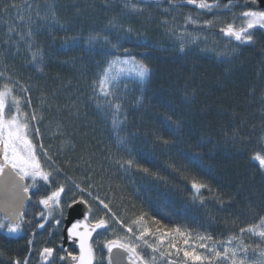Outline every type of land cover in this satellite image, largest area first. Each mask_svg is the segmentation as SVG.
Wrapping results in <instances>:
<instances>
[{
	"label": "trees",
	"instance_id": "trees-1",
	"mask_svg": "<svg viewBox=\"0 0 264 264\" xmlns=\"http://www.w3.org/2000/svg\"><path fill=\"white\" fill-rule=\"evenodd\" d=\"M178 1L133 0L143 9L133 12L124 0H0V85L11 78L15 93L31 100L27 110H35L33 128L40 133L33 132L34 143L52 157L43 160L52 171L51 186L43 182L30 190L19 233L0 230V264H23L26 257L30 264L34 249L45 246L55 249L54 263L63 264L64 215L53 214L59 224L37 217L45 189L60 185L64 214L68 204L83 200L89 217L108 220V238L95 243L101 264L104 242L125 236L129 225L135 229L132 221L141 215L153 232L179 227L221 242L246 238L240 228L264 217V170L252 159L264 147V31L256 29L251 44L229 40L219 27L232 14L223 13L225 22L203 25L216 33L217 50L181 45L160 25L162 10ZM13 4L31 5L30 13L21 12L23 21ZM181 8L202 24L210 20L194 6ZM10 25L15 31H8ZM118 57L150 71L144 81L116 82L123 104L116 129L107 108L97 106L103 97L98 100L93 86ZM193 181L205 187L197 193ZM140 251L148 264H184L183 253L166 245L164 256L143 244Z\"/></svg>",
	"mask_w": 264,
	"mask_h": 264
},
{
	"label": "snow or ice",
	"instance_id": "snow-or-ice-1",
	"mask_svg": "<svg viewBox=\"0 0 264 264\" xmlns=\"http://www.w3.org/2000/svg\"><path fill=\"white\" fill-rule=\"evenodd\" d=\"M185 2L201 10L204 14H212L213 19L203 21L205 27H216L221 14L231 13V21L223 23L219 27L220 33L229 40L241 44H251L254 42V31L256 29L264 30V7L260 9L253 7L257 0H251V3L246 0L245 10L238 13L233 10L234 0H228V3L224 4H221V0H211V2L209 0H185ZM259 2L264 5V0H259ZM12 7L18 9L17 17L20 21L24 20V15L21 12L27 10L30 13L31 11L30 4L26 6V9L24 5L19 4H13ZM124 7L133 12L143 10L133 0H124ZM36 14L39 16V12ZM52 16L55 17V12L52 13ZM186 19L192 24L199 22L191 15ZM28 20L31 21V15L28 16ZM8 31L13 32L15 29L10 25ZM27 35L31 36L32 33L29 31ZM181 51H183V46ZM36 59L37 53H33V60ZM129 62V60H120L119 58L109 61L108 66L101 71L93 86V92L97 93L98 100L99 97H103V102H98L97 106L107 108L113 117V125L116 129L123 123L119 120L123 104L114 89L120 73L125 72V68L117 66L126 65ZM40 70L38 67L37 71ZM131 71L140 81H144L150 70L146 64L135 62ZM10 81L11 78L0 85V212L4 214L3 219H0V228L7 227L8 232L16 233L21 230V223L24 220L22 211L24 200L26 197L31 198L28 196L30 190L37 188L39 181L51 186L49 182L52 171L45 170L43 160H51L52 157L42 143L39 145L34 143L33 132L36 136H39L40 133L39 129L33 128V122L37 121L35 110L31 114L27 110L32 107L31 100L18 96L15 93V84ZM139 102L138 100L137 103ZM261 142L264 143V137L261 138ZM252 159L258 163L260 169L264 170V147L256 152ZM127 163L131 165L133 162L129 160ZM191 186L197 193L202 187H205L196 181H193ZM76 188L81 193L86 191L78 184ZM64 192L63 185L55 187L51 191L45 189L44 194L38 199V204L42 206L37 213L39 220L48 221L49 217H52L56 219L57 224L60 223V220L53 214L64 215L65 205L62 201ZM88 195H91V192ZM81 202L87 204V201ZM99 203L104 209L110 211L107 203L102 200ZM73 204H75V200ZM72 206V204L67 205L68 208ZM89 211H91L90 206ZM5 222L7 223L5 224ZM116 222L121 223L119 220ZM152 223L160 225L159 220H153ZM132 225L136 226L135 229L131 225L127 226L125 236L105 241L104 247L108 253L107 264H122L125 255L129 264H148L141 254V244L151 249L153 253L159 252L161 256L165 255V245L168 250H174L178 254L182 252L184 264H264V247H261L264 244V217H260L258 222L240 228L242 235L251 234L259 238V242L254 248L259 251V256L254 261L248 256L251 245L236 236H230L226 242H221L214 241L211 235H193L191 232L182 231L179 227L164 230L161 226L153 232L143 215L133 220ZM36 227L43 229L45 224L37 223ZM107 227L108 220L104 216L90 222L89 216L85 215L82 220L71 224V227L67 229L68 237H77L79 254L69 253L68 255L71 256L75 264H94L96 257L94 246L91 243L93 233ZM146 237H152L153 242H150ZM234 240L237 241L235 246H233ZM33 243V240H29L30 245ZM54 254L55 249L47 246L39 251L43 264H52ZM152 259L154 260L155 256ZM60 260L64 261L65 257L61 256ZM14 264H21V262L16 260ZM23 264H28L27 257Z\"/></svg>",
	"mask_w": 264,
	"mask_h": 264
},
{
	"label": "rangeland",
	"instance_id": "rangeland-1",
	"mask_svg": "<svg viewBox=\"0 0 264 264\" xmlns=\"http://www.w3.org/2000/svg\"><path fill=\"white\" fill-rule=\"evenodd\" d=\"M184 4V2L182 0L174 3V4H170L168 6H166L163 10V18L161 20L160 25H162L165 28V32L167 34V37L171 40V41H178L181 45H188V46H192V47H199L202 48L206 51H214L217 50L218 46L215 47V37H216V33H212L210 32V30H207V28H205L202 24V22L197 19L195 17V19H197L199 22L197 24H192L190 23L186 18L188 16H190L189 13L184 12V10L181 8V4ZM193 6V5H190ZM227 13H225L226 16ZM231 14V13H230ZM195 15L197 16V13H195ZM209 16L210 20L213 19L212 14H206ZM222 15V14H221ZM194 18V17H193ZM231 17H229L226 21H231ZM224 21V17L220 18V20L217 22V24H219L220 22ZM224 21V22H225ZM264 31V30H263ZM220 32V31H219ZM213 45V47H212ZM208 46H211L212 48H209ZM214 49V50H213ZM120 60H129L130 62L126 65H118L117 67H123L125 68V72L120 73L119 78H124V79H138L136 77V75L134 74L132 70L133 68V63H135V61H133L131 58H125V57H118ZM117 59V58H115ZM30 182V181H29ZM43 183V181H39L38 182V186L41 185ZM35 189V188H33ZM91 221H95L93 218L89 217ZM0 219H2L0 217ZM7 222H5L6 224ZM1 231H3L4 233L8 234V235H17L19 233H10L7 231V227L5 228H0ZM108 230H105L104 232L98 233L93 239H92V244L94 246V250H95V243H96V239L99 241H102L106 238H108L109 235ZM240 238V237H238ZM242 238V237H241ZM243 239V238H242ZM246 239V241H245ZM228 239H226L223 242H226ZM244 242L246 244L251 245V247L248 250V256L251 260H256L257 257L259 256V251L258 250H254L255 245L259 242V238L256 236H252L251 234H248V236L246 238L243 239ZM237 243V241H233V246H235V244ZM261 247H264V244L261 245ZM222 250V249H221ZM39 251L40 249L35 248L34 249V253L32 255L31 258V262L30 264H42L41 263V259H39ZM95 260H94V264H101V259H99L98 254L96 253L95 250ZM52 264H55L54 261L52 260Z\"/></svg>",
	"mask_w": 264,
	"mask_h": 264
},
{
	"label": "water",
	"instance_id": "water-1",
	"mask_svg": "<svg viewBox=\"0 0 264 264\" xmlns=\"http://www.w3.org/2000/svg\"><path fill=\"white\" fill-rule=\"evenodd\" d=\"M223 1H228V0H223ZM248 3H251V0H247ZM246 3V0H244V5ZM185 5H188L185 1H184ZM253 7L260 9L262 7H264V5H261L259 0H257L256 4L253 5ZM29 196V194H28ZM29 198H25L24 200V207L22 209V211L25 208V205L27 203ZM81 201L83 200H76L75 204H73V202H71L70 204H72L73 206L71 208L66 207L65 210V214H64V218H63V223H62V228H61V243H60V249L62 252V256L65 257V260L62 261L63 264H75L74 261H72L71 256H69L68 254V250L72 249L74 251V253L72 255H78L79 254V247H78V239L77 237H68V233H67V229L71 227V224L78 221V220H82L83 217L85 215L89 216V208L88 205L85 203H82ZM3 213L0 212V217L3 219ZM90 220V218H89ZM90 222H93L90 220ZM106 230L105 229H98L96 232L93 233L92 239L94 238V236L98 233L104 232ZM91 239V242H92ZM110 240V239H108ZM105 244V243H104ZM104 253H105V257H106V263H107V258H108V253L105 247H103ZM114 251H116L114 249ZM40 259V256H39ZM122 264H129V261L126 258L125 255V259L122 261Z\"/></svg>",
	"mask_w": 264,
	"mask_h": 264
},
{
	"label": "flooded vegetation",
	"instance_id": "flooded-vegetation-1",
	"mask_svg": "<svg viewBox=\"0 0 264 264\" xmlns=\"http://www.w3.org/2000/svg\"><path fill=\"white\" fill-rule=\"evenodd\" d=\"M185 0H183V2H184ZM226 3H228V1H225ZM234 5L236 6V5H243L244 6V0H234ZM103 247H104V245H103ZM70 250H72V249H69L68 250V253H70ZM73 251V250H72ZM74 252V251H73ZM71 254H73V253H71ZM62 262V261H61ZM42 263V262H41ZM43 264V263H42ZM105 264H107L106 263V257H105Z\"/></svg>",
	"mask_w": 264,
	"mask_h": 264
}]
</instances>
